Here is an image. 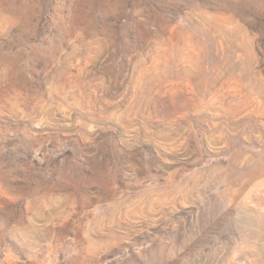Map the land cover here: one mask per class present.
Instances as JSON below:
<instances>
[{
  "label": "rangeland",
  "instance_id": "374dc122",
  "mask_svg": "<svg viewBox=\"0 0 264 264\" xmlns=\"http://www.w3.org/2000/svg\"><path fill=\"white\" fill-rule=\"evenodd\" d=\"M0 264H264V0H0Z\"/></svg>",
  "mask_w": 264,
  "mask_h": 264
}]
</instances>
